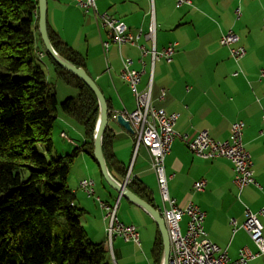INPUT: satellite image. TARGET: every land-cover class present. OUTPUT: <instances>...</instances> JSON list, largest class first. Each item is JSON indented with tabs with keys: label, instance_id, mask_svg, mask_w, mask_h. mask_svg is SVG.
Here are the masks:
<instances>
[{
	"label": "crops",
	"instance_id": "obj_1",
	"mask_svg": "<svg viewBox=\"0 0 264 264\" xmlns=\"http://www.w3.org/2000/svg\"><path fill=\"white\" fill-rule=\"evenodd\" d=\"M27 1L38 6L37 0ZM236 5L241 8L240 17ZM96 7L125 23L133 35L142 31L137 44L148 52L152 49L149 26L154 18L155 49L161 51L175 44L172 61L161 59L152 64L150 53L143 55L137 45H123L119 49L93 11L84 12L74 0H47L48 29L85 58V70L97 83L112 113L136 108L134 95L120 77L121 57L134 60V68L143 71L139 90L151 82L152 106L179 114L175 126L178 136L165 158L166 172L173 175L168 182L170 195L180 206L192 202L205 213L203 227L207 237L226 249L231 259H236L244 246L256 250L241 226L247 208L257 212L264 206V0H190L181 6H177L176 0H154L153 4L150 0H97ZM36 10L38 16V7ZM75 23L80 27L78 32L73 31ZM229 30L238 35L239 44L246 50L239 62L220 44V37ZM104 41L109 42L106 53ZM37 56L41 61L47 58L39 42ZM44 67L55 73L49 60ZM235 72L239 74L234 76ZM238 120L245 123L243 143L253 160L254 177L259 185L245 187L240 195L228 160L199 158L183 140L186 137L192 141L201 131H207L215 140H227L232 123ZM65 122L74 125L72 121ZM76 130L82 134L83 144L84 133ZM107 132L114 157L130 170L131 179H139L147 187L154 206L158 207L161 201L157 178L146 148L141 146L135 152L133 134L113 117ZM71 144L75 149L82 146H77L74 140ZM78 155L84 172L73 186L68 177V184L75 193V204L84 210L80 222L88 237L107 249L105 212L78 186L83 179L102 181L100 170L90 156L82 151ZM125 177L118 181H124ZM199 180L206 181L203 192L193 188ZM118 199V218L137 228L140 245L115 237L111 245L114 264H155L151 252L158 233L155 222L113 189L105 202L113 204ZM259 220L264 236V216ZM185 224L186 218L183 230ZM248 264H264V254Z\"/></svg>",
	"mask_w": 264,
	"mask_h": 264
},
{
	"label": "trees",
	"instance_id": "obj_2",
	"mask_svg": "<svg viewBox=\"0 0 264 264\" xmlns=\"http://www.w3.org/2000/svg\"><path fill=\"white\" fill-rule=\"evenodd\" d=\"M36 9L32 1L0 0V264H112L105 246L88 237L80 222L84 210L75 204L68 184L80 151L95 161L98 100L80 79L45 53L56 76L78 90L75 97L58 104L54 84L34 55L38 42L43 47ZM48 33L58 54L85 69L80 53L49 29ZM59 107L82 126L85 141L79 149L57 157L51 134ZM109 138L106 130L104 157L110 174L120 180L128 168L110 151ZM100 175L103 178L101 171ZM127 187L154 206L139 179L132 178ZM151 252L155 264H161L159 231Z\"/></svg>",
	"mask_w": 264,
	"mask_h": 264
},
{
	"label": "built area",
	"instance_id": "obj_3",
	"mask_svg": "<svg viewBox=\"0 0 264 264\" xmlns=\"http://www.w3.org/2000/svg\"><path fill=\"white\" fill-rule=\"evenodd\" d=\"M74 1L84 12L93 11L98 23L108 30L111 42L116 44L119 49L123 45L138 46L137 41L141 37L142 31L133 35L125 23L108 12H99L96 7L97 0ZM150 1L153 4L154 0ZM176 1L177 6L190 3V0ZM262 27L264 29V19ZM155 33L156 25L153 18L149 26V37L152 41L151 51L148 52L143 46L138 47L143 55L150 53L152 64L161 59L170 63L175 53V44H170L163 50L156 51ZM102 44L106 53L109 49V42L104 41ZM220 44L228 48L230 56L235 62H239L246 54L245 47L239 44V37L232 30L220 37ZM121 64L120 77L128 84L136 102V108L133 111H124L121 114L130 122L134 131L135 152L143 146L150 156L161 201L156 209L164 220L170 240V264H248L263 255V226L259 217L264 216V206L257 212H252L247 208V217L241 226L252 240L256 250L244 246L239 250L238 257L233 260L228 256L226 249L221 248L207 237L203 227L205 213L192 202L180 206L170 195L168 182L173 175H168L166 172L165 158L170 153L174 140L178 136L175 126L179 114L167 113L163 109L154 108L151 103V82L143 90L138 88L143 71L135 69L134 60L129 57H121ZM238 74L239 72H235L234 76ZM244 128L245 123L243 121H235L231 125L229 138L223 141L213 139L207 131L199 132L192 141H187L186 137H183L190 151L197 157L205 160L224 158L232 164L234 183L239 195L249 185L259 186L254 177L253 160L244 147ZM124 181L126 185L130 183V170ZM78 186L89 197L95 195V182L92 179L81 180ZM193 188L196 192H203L206 188V181L195 182ZM96 200L105 212L104 218L108 222L106 232L110 249L115 237H120L125 242L140 245L137 228L134 225L124 224L118 218L119 199L113 204L103 202L99 198ZM185 218L186 224L185 230H183L182 222ZM231 224L236 225L234 220L231 221Z\"/></svg>",
	"mask_w": 264,
	"mask_h": 264
},
{
	"label": "water",
	"instance_id": "obj_4",
	"mask_svg": "<svg viewBox=\"0 0 264 264\" xmlns=\"http://www.w3.org/2000/svg\"><path fill=\"white\" fill-rule=\"evenodd\" d=\"M38 4V32L45 50V53L48 54L51 59L62 69L70 72L78 79H80L96 96L99 105V115L96 123V127L93 135V157L97 163L103 179L108 184V186L116 191L118 195L129 202L137 205L143 209L155 222L158 231L161 235L163 243V254L161 264H170V240L168 232L164 223L163 218L161 217L160 212L156 207L150 205L136 194H134L126 185L125 181L116 180L109 172L106 160L103 153V137L109 125L111 117L114 121L118 123L125 130L133 134V129L130 122L123 116L121 113H112L108 108L107 101L98 87L94 79L90 77L87 71L82 67H77L67 59L63 58L60 54L56 52L54 47L51 44L48 26H47V0H37Z\"/></svg>",
	"mask_w": 264,
	"mask_h": 264
},
{
	"label": "rangeland",
	"instance_id": "obj_5",
	"mask_svg": "<svg viewBox=\"0 0 264 264\" xmlns=\"http://www.w3.org/2000/svg\"><path fill=\"white\" fill-rule=\"evenodd\" d=\"M236 7H238L237 16L240 17L241 8L239 5H236ZM72 28H73L74 32H78L80 30L79 25L76 23H75V25H73ZM34 55L36 57L37 63L44 70L46 77H47V80L54 84L59 105L66 98L73 97V96L75 97L78 94V90L76 88L68 86L63 80L59 79L56 76V74L53 72V70L48 71L45 69L44 62L48 61V57L44 61H41L37 56L36 50H34ZM65 121H72V122H74L73 124L75 126L73 125L74 126L73 127L72 125H69ZM76 128L80 132L81 131L83 132L82 126L77 124L74 120H72L68 116H66L62 112L61 108L59 107L58 108V118H57L56 123L54 124L52 134H51V137H52L53 142H54V149H53L54 156L58 157V156L70 154L76 148V147H74V145L71 144L72 140L75 141L77 146L82 145L83 136H82V134H80L76 130ZM63 133H64V135H63ZM98 171H99V168H98ZM81 172L83 173L84 171H83V167H82V163H81V157L78 155L77 157H75L74 162L72 163V166L70 169V173H69L70 182L72 180L71 186H73V184H76L75 182L78 178H80ZM99 173H100V171H99ZM94 189H95V195L93 197H90V198H93L95 203H98L96 200L97 198H99L101 201L105 202L106 199L108 198V192L112 190L103 178H102V181H99L96 179ZM93 200H91V201H93ZM94 201H93V203H94ZM108 253H109L108 255L110 257L112 264H114V260H113V256H112V246L110 249V245H109Z\"/></svg>",
	"mask_w": 264,
	"mask_h": 264
},
{
	"label": "bare ground",
	"instance_id": "obj_6",
	"mask_svg": "<svg viewBox=\"0 0 264 264\" xmlns=\"http://www.w3.org/2000/svg\"><path fill=\"white\" fill-rule=\"evenodd\" d=\"M107 246H108V248H107V249H109V241H107Z\"/></svg>",
	"mask_w": 264,
	"mask_h": 264
}]
</instances>
